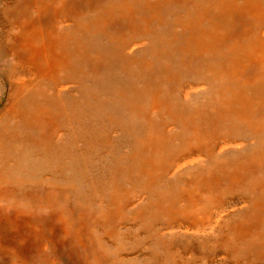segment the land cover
Instances as JSON below:
<instances>
[{
	"label": "rangeland",
	"instance_id": "1",
	"mask_svg": "<svg viewBox=\"0 0 264 264\" xmlns=\"http://www.w3.org/2000/svg\"><path fill=\"white\" fill-rule=\"evenodd\" d=\"M11 1L0 0V10ZM56 1L48 7L43 26L53 30L57 43L63 38L68 44L81 40L107 66L94 73L88 55L80 60L74 46H68L73 61L64 62L49 78L35 79L31 68L22 67L24 56L18 46L22 28L0 14V117L15 81L13 91L21 93L19 112L4 122L6 134L0 123V264H264V78L243 88L247 75L260 74L264 62V53L247 58L252 43L264 40L261 18L245 17L248 29L239 45V32L222 34L229 25L219 20L222 9L211 0H204L211 6L203 8V0H136L125 7L128 14L135 12L128 15L132 19H123L131 20L132 27L120 26L122 33L109 30L97 41L72 33L73 21L64 16L66 7L59 9L64 3ZM74 1L83 0L68 4ZM109 2L102 1L100 11ZM24 4L31 5L27 14L35 17L36 6L27 0ZM150 11L147 32L133 36L134 25L142 24ZM175 20L194 25L180 22L181 32L172 30L167 36L165 27ZM182 31L196 37L206 34V41L192 45ZM217 38L212 49L217 51L207 55L204 49ZM228 47L236 49L239 62L237 57L227 58ZM147 48L151 54L145 58V71L151 72V92L146 93L141 88L146 77H138L136 63L144 60L141 51ZM258 52H264L262 47ZM136 54L141 58H134ZM195 57L200 72L184 77L194 86L184 92L179 87L166 91L175 109L165 114L161 108L167 106L168 97L163 92L166 105L160 106L157 92L167 75L157 74L174 60ZM250 58L255 60L252 67ZM118 63L127 67L123 74L112 68ZM211 68L217 71L215 78ZM241 68H246V76L238 72ZM215 79L226 92L213 83ZM31 80L37 81L32 85ZM121 98L130 104L151 99V112L160 113L156 118L166 125H151L138 135L129 132L137 114L130 113L129 105L123 106L124 111L111 109ZM234 108L239 110L231 116ZM223 110L226 114H218L216 131H206L194 149L188 134L196 135L194 127L205 126ZM48 112L54 123L46 118ZM126 114L135 119L128 120ZM108 117L119 118L120 123L111 124ZM219 134L225 142L209 148V140L214 142ZM179 138L185 142L174 147ZM147 144L151 151L144 148ZM138 162L151 163V183L135 174ZM241 169L242 177L233 182L231 176ZM212 172L224 177L202 191L203 178ZM53 184L70 187L71 198L52 200L57 192L49 200L35 197L38 189ZM226 207L232 215L218 223V212ZM180 218L189 224L174 223ZM238 223L254 226L241 236L236 232Z\"/></svg>",
	"mask_w": 264,
	"mask_h": 264
},
{
	"label": "bare ground",
	"instance_id": "2",
	"mask_svg": "<svg viewBox=\"0 0 264 264\" xmlns=\"http://www.w3.org/2000/svg\"><path fill=\"white\" fill-rule=\"evenodd\" d=\"M27 1L29 2V4L31 2L32 6H36V13H34V14L36 16H38V18H36V16L33 17L32 15L27 14L28 13L27 7L30 8L31 5L30 6L26 5V4H24V2L22 4V1L20 3L19 0L11 1L8 4V6L6 5L5 7H3L0 10V14L3 17V20L7 19L8 23H10V24H14V23L16 24L17 23L16 25L20 29L22 28V35H21L20 40L18 41V46L20 47L19 48V54L22 57L24 56V59H23L24 65L22 67L25 68L26 66H28L29 68H31L33 71V74L35 75V79L49 78L52 75H55L60 70V68L64 62H67V64L71 63L73 61V58L69 54V52L67 51L69 49L68 46H70V48H72L74 46L73 49L76 50V52L78 54L77 56L80 60H83V57L85 54L88 55L89 66H90L91 71H93L94 73L101 72L102 68L107 66V65H105L107 63L102 61V59L99 56H94V55L90 54L88 49L85 48V46L81 42V40L77 39L73 42V44L72 43L68 44L67 41L65 40L66 38H63V41L59 40V42L60 41L61 42L57 43L56 38L53 35V30L45 28L43 26L44 19H47L49 16V13L47 14L48 7L51 4L56 3L57 2L56 0H32V1L27 0ZM61 1H62V3H64V5H60L59 9L66 7V14H64V16L68 17L69 19H72V21H73L72 27L73 28L71 29V31H72V33H75L76 35H81V36L82 35H90L92 39L96 38L97 41H100L102 38L105 37V35L107 34V31H109V30L115 31V33L116 32L122 33V32H124V31H122V27H123V29L127 28V30L132 27L131 20H129L132 18L129 17L128 15L133 16L135 14V12H131L128 14L127 12L129 9H126L125 7L130 2H131L130 4H132V2H134L136 0H108V1H110L109 2L110 5L108 4V6L105 8V11H100V7H99V5L102 4L101 2L104 0H83V1L81 0L82 3H79V4L76 1L70 2L69 4H68L69 0H61ZM179 1L182 2L185 0H179ZM211 1H212L211 3H214V5H215L214 7L222 9L220 16H219L220 17L219 20H223V21H225L224 23L229 25V27H226V28H223L221 26L224 29V30L221 29V30H223L222 34L225 35L226 37L230 36L231 34H234V32H239V33H237V35H238L237 38H239V45H240L242 33H245L246 29H248L247 23L245 22L246 16H248V18L250 16H254L255 17L254 20L261 18V21L259 24L262 27V31H263L262 34H264V0H211ZM203 2L204 3L202 4L201 8L206 7V6H211L210 1L205 2L203 0ZM81 4H83L82 9H80ZM178 4H181V3H178ZM102 5L104 6V4H102ZM93 6L96 7L94 10H92ZM85 9H86V12H84ZM88 10H89V12H88ZM122 10H123V12H121ZM239 10H241V11H239ZM16 15H18V16H16ZM125 17L129 18V19L124 21L123 19ZM206 18H208V17H206ZM121 20H123L126 25L123 22H121ZM150 22H151V11L148 12L147 17L145 15V18L143 19L142 24L134 25L133 36L145 34L147 32V29H148L147 25H149ZM180 22L184 25L189 26V27L194 25V23L192 21L181 20ZM180 22H179V24H177L178 22L175 20L173 25H169L171 27H165L166 35L170 36L172 30H177L180 33L181 31L178 28V26H181ZM120 26H122V27H120ZM157 29H159V27H157ZM66 33L71 34V32L69 30ZM182 33L186 34L187 40L192 45H194L195 43L202 44V43H205V41H206L205 40L206 34H204L203 36L198 35V37H196L193 33L191 35H188L186 33V31L185 32L182 31ZM158 34L161 35L160 32H158ZM156 36H157V38H159L158 35H156ZM217 40H219V38H217L216 40L213 41L212 46L204 49V52H206L207 55L210 54V52L217 51V49L212 50L213 46L217 43ZM252 44H253V47H252L253 50L250 52L251 54L249 53V55L247 52V58L254 56V55H258L260 53H262V54L264 53V52H258L260 47H262V49L264 50V40L263 41L255 40V42ZM10 49L12 50V44L11 43H10L9 50ZM175 51H176V49H174V52ZM141 52L146 54L144 57V60H143V58L140 59L141 56L139 54H136L134 56V58L140 59L136 63V69L140 71V74H138V77H146L145 81H144V82H146L145 86H142L141 88H143L144 91L147 93V92H151V80H150L151 79V72L145 71V68H146V64H147V61H146L147 56L151 54V48H147ZM226 52H228L230 54L229 56H227V58L228 57H230V58L237 57L236 61L237 62L240 61L236 49H234L232 47H228ZM217 53H220L223 56L222 51H219ZM197 59H198V57L192 58V60L187 59V61L184 58H181V60L177 59V60L170 62L168 65H165V67L162 70H160V72L158 71L159 73L157 75H167V77H165L162 80L163 86L159 85L158 92H157V97H159L158 99H161L158 101L160 106L166 105V103L164 101H162V98H163L162 96L164 95L163 92L165 93L166 91L167 92L176 91L177 87H179V89L184 92L185 90H187V88L194 86L192 84V80L185 79L184 77H189L190 75H193V74L200 72L199 68H198L199 67L198 62L196 61ZM254 61L255 60L253 58L249 59L250 67H252L251 64H253ZM121 62H124L126 65V62L124 60H121ZM260 64H262V60L260 61ZM125 65L123 67H121L118 63V64L114 65L112 68L119 70V74L120 73L123 74V72L121 70H124L127 68V67H125ZM68 69H69V67H68ZM245 69L246 68H244V69L241 68L238 70V72L239 73L242 72V74L244 76H246V70ZM210 70H211L210 71L211 76H213L215 78V74L217 72L216 69L211 68ZM259 70L261 72L260 74H258L256 72V73H254V76H252V77L247 75L246 80L248 82L246 83L247 85H245L243 88H247L248 85L255 84L257 82V79H263L264 78V62L260 66ZM71 71H72V69H71ZM125 72L126 71H124V73ZM64 75H62V76H64ZM121 77H123V75H119V78H121ZM202 78H201V81H199L200 83H202ZM36 81L37 80H31L29 82H31L33 85V84H35ZM214 82H216V85L219 87V89L221 91H223L222 85L218 83V80L215 79V81H213V83ZM14 84H18V82L15 81L13 83V85L11 86V92L9 94L8 103L6 104L4 110L1 114V117H0V123L3 121L2 122L3 134H6V129L4 128L5 127L4 122L7 121L8 118H13L15 115H17L16 113L19 112V109L17 107V100H18L21 93L19 91H13V88H15ZM51 85H52V83H51ZM64 91H66V90H64ZM223 92H226V91H223ZM65 96H66V94H65ZM166 96H167V94H166ZM77 98H80V97H77ZM143 101H144V98L141 99L138 103H131L130 104L126 101L125 98H121L119 100V102L118 101L115 102L111 108V109L116 108V110H118V111H124L123 106L129 105L130 113L131 114H137V116H136L137 121L133 125V129L129 128L128 131L135 133L137 135H138V132H142L147 128L151 129V125L156 124L157 126H159L160 125L159 123L166 125L164 122H161L156 118V114L158 115L160 113H158L157 111H154V110L151 112V99H149L146 104L143 103ZM133 104H135V106ZM131 106H133V107H131ZM147 108H149V109L146 110ZM236 108L233 109L231 116L237 115V110H239V108L238 109H236ZM71 109L69 111H72ZM174 109H175V105L172 101V96H169L167 106L164 108H161V111L164 112L165 114H172V113H174ZM41 113H43V112H41ZM77 113H79V112H77ZM218 114H226V110L221 111V113L218 112L207 124H205V126H202L200 128L194 127V129L196 131V135H189L188 134V136H191L190 142L193 144L194 149H195L197 144H201L203 142V140L201 138H202V135L206 131L208 133L210 130L212 131V133L216 131V129L220 125V121H221L218 118ZM83 115H85V114H83ZM126 115H127V119L129 120L130 115L129 114H126ZM40 116H41V114H40ZM166 116L171 117L172 115H166ZM46 118L50 119V121H49L50 123H54V121L51 120V113L50 112L47 113ZM110 118H112V117H110ZM110 118L108 119L109 123H111V124L120 123L118 121L119 118H117V119L114 118V120H111ZM132 119H135V118H131L130 120H132ZM165 121L168 122V120H165ZM108 122L106 121L107 124H108ZM54 126H56V125H54ZM42 127H46L45 124H43ZM54 128L56 129V127H54ZM76 128H77V126H76ZM206 128H208V129H206ZM79 129H80V127H79ZM88 134L91 135V133H88ZM208 135L209 134H207L206 136H208ZM206 136H205V138H206ZM221 137H222V135L219 134L217 137H215L214 142H211V139H210L208 147L212 148L210 146V144L216 145L215 147L222 145L225 142V139H223ZM177 140L178 141L175 142L174 147H176V145L179 146V144H183L185 142L184 141L185 139L182 140L179 138ZM88 141H89V139H88ZM29 145L31 146V143ZM202 147L204 148L205 145H203ZM144 148L148 151H151V144H147ZM28 153H29V151H28ZM185 154L188 155V153H185ZM185 154L176 158L173 161V163L171 164V167H173L175 164L179 163V161L182 160L186 156ZM148 158L151 159V155L148 156ZM150 165H151V163L138 162V165L135 166L133 169L136 171V173H135L136 175H140V176H142V178H145L146 180L149 179L150 183H151V166ZM213 173L214 172L210 173L208 176L203 178L202 184H201L202 191H204L206 189L209 190L210 184H213V183H215L216 180H221L224 177V175H222V174H213ZM242 173H244L243 169H241L237 173H233V175L231 176L232 181L233 182L239 181L240 178L242 177ZM38 190H39L38 194L35 195V197L38 200H42V199H48L49 200L55 195L56 192H57V194L54 198H52V200H55L58 197H61L63 199H67L69 197L71 198V196H72V193L70 194V191H71L70 187H67V188L66 187L65 188L64 187H57L56 184H53L51 186H48V187H45L42 189H38ZM38 190H36V191H38ZM236 195L234 194V196H236ZM231 196H233V195H231ZM128 198H130V194H128ZM218 214H220V217H221L219 219L218 223H221L222 220L227 219L232 215V209L230 207H226L225 209L220 210L218 212ZM260 219H262V217H260ZM174 223H177V225H180V226L182 223H185L187 225L189 224V222L187 220L182 219V218L175 220ZM251 226L253 227L254 223H252L250 226H247L243 223H238L236 232H238V234L242 236L245 233L249 232Z\"/></svg>",
	"mask_w": 264,
	"mask_h": 264
}]
</instances>
